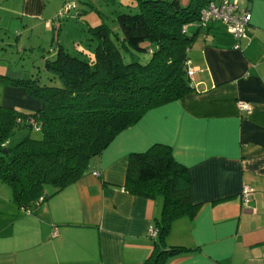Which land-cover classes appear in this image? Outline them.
<instances>
[{
    "label": "crops",
    "instance_id": "0c3cea01",
    "mask_svg": "<svg viewBox=\"0 0 264 264\" xmlns=\"http://www.w3.org/2000/svg\"><path fill=\"white\" fill-rule=\"evenodd\" d=\"M65 1L0 0V33L19 24L14 32L36 28L37 42L47 44L52 31L43 37L40 28L47 30ZM229 1L250 13L246 36L235 38L218 19L188 24V92L145 109L89 159L81 176L34 208L21 210L9 192L0 194V264H141L161 200L133 194L123 183L127 154L154 142L169 144L186 167L190 199L198 204L165 235L167 244L190 249L164 264H264V0ZM239 98L249 112L237 108ZM243 183L251 188L246 205Z\"/></svg>",
    "mask_w": 264,
    "mask_h": 264
},
{
    "label": "trees",
    "instance_id": "16d2710c",
    "mask_svg": "<svg viewBox=\"0 0 264 264\" xmlns=\"http://www.w3.org/2000/svg\"><path fill=\"white\" fill-rule=\"evenodd\" d=\"M209 1L128 0L126 8L116 11L115 28L101 19L86 26L85 44L68 38L72 51L57 38L53 23L51 42H38L37 48L23 43L19 49L34 48V64L23 69L4 64L2 86L22 89L35 103L26 110L0 101V180L21 210L81 176L89 159L145 109L190 90L185 65L193 33L186 27L207 21L201 22L199 13ZM73 2H63L52 20L68 17ZM8 38L2 30L0 42L7 44ZM20 127H35L39 136L26 134L10 143ZM123 187L161 200L153 221L156 235L141 264H164L190 249L165 242L171 222L193 216L198 207L190 199L186 167L174 159L169 144L154 142L129 152Z\"/></svg>",
    "mask_w": 264,
    "mask_h": 264
},
{
    "label": "rangeland",
    "instance_id": "374dc122",
    "mask_svg": "<svg viewBox=\"0 0 264 264\" xmlns=\"http://www.w3.org/2000/svg\"><path fill=\"white\" fill-rule=\"evenodd\" d=\"M76 2H73L74 7H72V10L68 17L64 19H59L58 17H55L53 20L46 21L47 24H44L47 30L45 32H42V27L40 28L41 33L40 36L46 37L49 36V32L53 31V23L54 25H58V32H59V39L63 40L66 37H71V39H79L82 44H85L86 41V31L85 28L88 25L89 22L94 21L93 23L99 22V20H104L109 26L112 28H115L116 21H115V15L118 7L123 6L127 7L128 0H74ZM184 1V0H181ZM62 5V4H61ZM132 4H130L131 6ZM131 8V11H133V8ZM76 12H78L76 14ZM6 18L4 17V21ZM7 26V24H5ZM9 31L8 33V42L3 43L0 42V68H3V65L5 64L6 67L13 69L15 68H29L27 66H30V64L33 62L34 64V48L30 49L28 51L27 48L19 49L21 48V42L22 44L25 43V45L31 44L33 47L37 48V30L34 28V31H31L28 27L26 29V32H20L19 34L13 29H19L20 26L15 24H8ZM43 26V25H42ZM2 29H4L2 27ZM6 33V32H5ZM26 33V34H25ZM53 36L55 37V34L53 33ZM16 37H19V39H15ZM26 40H24V39ZM47 39V38H45ZM66 44V47L69 51H72V42L66 41L64 42ZM4 65V66H5ZM32 65L30 69H32ZM34 71V69H33ZM3 91V92H2ZM2 92V95H1ZM0 100H6V101H12L18 106L26 107L27 105L34 104V100H31L29 98H21L19 95V92H12V90L9 88V86L5 85L2 86L0 83ZM32 110V109H30ZM39 130L35 127L33 128H25L20 127L16 129L12 136H10L9 140L10 143H13L17 139L21 138L22 136L28 134L31 137H38L39 136ZM4 184V188L7 192L3 193L0 192L2 196H9L7 193H10V188L6 183ZM50 189L51 187L48 186ZM31 208H34L32 206ZM1 217V214H0Z\"/></svg>",
    "mask_w": 264,
    "mask_h": 264
},
{
    "label": "built area",
    "instance_id": "2783aa9c",
    "mask_svg": "<svg viewBox=\"0 0 264 264\" xmlns=\"http://www.w3.org/2000/svg\"><path fill=\"white\" fill-rule=\"evenodd\" d=\"M72 3L67 6H71ZM250 13L247 9L237 8L236 5L229 0H210L205 7L200 9L199 18L201 22H205L209 19H218L225 23L228 31L235 37L240 38L246 36V28ZM186 75L189 80L193 73V68L186 63L185 65ZM236 106L239 110L245 112L250 111L249 103L244 99H237ZM251 188L248 184L243 183L240 189V201L242 205H246ZM156 235V228L154 225L149 226L148 236L154 237Z\"/></svg>",
    "mask_w": 264,
    "mask_h": 264
}]
</instances>
